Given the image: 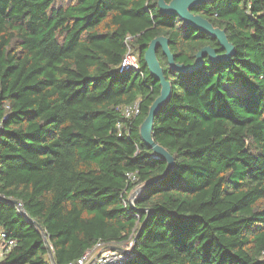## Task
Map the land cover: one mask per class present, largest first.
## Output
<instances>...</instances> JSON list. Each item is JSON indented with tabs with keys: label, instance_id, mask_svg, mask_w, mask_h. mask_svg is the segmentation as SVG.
<instances>
[{
	"label": "trees",
	"instance_id": "1",
	"mask_svg": "<svg viewBox=\"0 0 264 264\" xmlns=\"http://www.w3.org/2000/svg\"><path fill=\"white\" fill-rule=\"evenodd\" d=\"M192 13L234 52L182 73L158 49L172 92L152 137L174 167L132 206L168 166L140 135L162 89L150 43L192 66L220 42L159 0H0V264H76L131 242L124 264H264V0ZM129 51L139 69L121 73Z\"/></svg>",
	"mask_w": 264,
	"mask_h": 264
},
{
	"label": "water",
	"instance_id": "2",
	"mask_svg": "<svg viewBox=\"0 0 264 264\" xmlns=\"http://www.w3.org/2000/svg\"><path fill=\"white\" fill-rule=\"evenodd\" d=\"M211 1L212 0H172L170 3H166L164 0H159V8L164 14L178 16L185 24L191 25L197 30L208 33L212 37L216 38L220 42L225 53L223 55H217L215 50H213L211 47H206L196 55V61L194 65L184 66L179 65L175 62L174 57L169 49L168 40L166 38L159 37L154 39L150 43L148 50L145 53V62L151 75L160 82L162 89L159 97L151 106L148 117L141 126L140 135L145 144L154 151L155 155L158 158H163L167 161L168 166L163 175L138 186L131 192L129 196V202L132 206H134L135 199L145 189L152 187L157 182L166 178L171 173L174 167V158L163 147L157 145L152 137L155 115L170 98L172 92V87L170 83L165 79L163 68L161 67V64L157 57L158 49H162L163 54L168 58L170 67L172 69L179 70L182 73L197 71L203 65V59L206 56H209L213 62L227 61L234 52V47L229 43L225 31H222L219 28H215L208 20L204 19L202 16L192 13L193 8L205 5ZM8 202L15 203L14 201ZM148 213H150V211Z\"/></svg>",
	"mask_w": 264,
	"mask_h": 264
},
{
	"label": "built area",
	"instance_id": "3",
	"mask_svg": "<svg viewBox=\"0 0 264 264\" xmlns=\"http://www.w3.org/2000/svg\"><path fill=\"white\" fill-rule=\"evenodd\" d=\"M139 63L134 55L129 51L124 57L119 71L121 73L128 72L131 70H138ZM122 115L125 119H134L139 116L141 113V106L139 102L127 105L122 108ZM130 178H135L131 176ZM2 239L6 238L5 234L1 235ZM13 245L12 242H9V248ZM133 242L125 245L124 248H114L106 246L102 243L97 244L92 250L88 251L84 256H82L76 264H124L127 260L133 258ZM5 248V249H4ZM7 247L0 249L1 257L3 256L4 251Z\"/></svg>",
	"mask_w": 264,
	"mask_h": 264
},
{
	"label": "rangeland",
	"instance_id": "4",
	"mask_svg": "<svg viewBox=\"0 0 264 264\" xmlns=\"http://www.w3.org/2000/svg\"><path fill=\"white\" fill-rule=\"evenodd\" d=\"M132 51V50H131ZM132 52H134V51H132ZM231 91H234V88H231ZM122 248H124V246L122 247ZM121 248V249H122ZM52 253V252H51ZM0 260H1V252H0Z\"/></svg>",
	"mask_w": 264,
	"mask_h": 264
},
{
	"label": "crops",
	"instance_id": "5",
	"mask_svg": "<svg viewBox=\"0 0 264 264\" xmlns=\"http://www.w3.org/2000/svg\"><path fill=\"white\" fill-rule=\"evenodd\" d=\"M119 248V247H118ZM119 249H121V248H119Z\"/></svg>",
	"mask_w": 264,
	"mask_h": 264
}]
</instances>
